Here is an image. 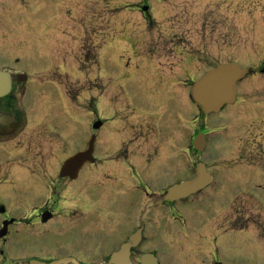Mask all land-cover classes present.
I'll list each match as a JSON object with an SVG mask.
<instances>
[{
  "label": "flooded vegetation",
  "instance_id": "flooded-vegetation-1",
  "mask_svg": "<svg viewBox=\"0 0 264 264\" xmlns=\"http://www.w3.org/2000/svg\"><path fill=\"white\" fill-rule=\"evenodd\" d=\"M209 18L207 15L208 22ZM148 20V26L156 24L153 17ZM21 31L31 29L0 22V71L10 75L12 85L10 93L0 98V264L256 263H243L239 254L243 243L254 251V233H246L244 240L240 236L246 231L242 229L239 192L228 201L224 198L228 187L222 193L216 191L219 179L231 176L223 164L242 162L231 171L244 175L251 173V162L236 156V151L229 152L236 156L233 160L223 152L227 160L202 161L211 141L206 140L204 151L199 153L195 139L199 134L208 138L207 124L200 121L196 125L191 120L182 125L178 121L174 99L178 94L187 96L195 82V75L187 68L193 55L184 50V41L166 39L168 45L159 40L147 46L149 53L162 52L163 70L154 65L155 56L151 55H146L142 64H132L141 53L142 44L138 42L117 60L119 50L113 48L108 54L109 75L117 83V95L101 100L92 89L89 100L83 102L82 57L65 65L67 60L62 56L45 53L35 65L37 56L30 57L34 50L19 46L26 41L18 38ZM177 61L185 67L182 72L174 71ZM32 63L37 70H30ZM38 65L43 70H38ZM188 75L181 86L179 79ZM145 82L177 91L165 93L172 96L169 101L149 90L145 93ZM71 89H75L74 100ZM190 104L194 106L191 100ZM48 105L50 114L45 111ZM84 105L89 110L83 114L89 118L85 120L81 117ZM101 105L106 108V116L100 115ZM74 106L76 116L67 112V118H62L63 109ZM256 118L260 125L254 138L240 135L234 146L237 151L240 146V154L254 158L255 165L262 163L258 165L261 167L264 114H256ZM98 121L106 128L95 130ZM83 125L86 130H82ZM185 139L189 144L183 147ZM52 140L59 145L62 142L64 147H58L49 164L46 149ZM92 141L89 161L62 176L66 162L86 151ZM209 160L215 168L221 165L220 171H211ZM199 162L206 165L213 183L185 199L165 200L168 189L196 178ZM212 189L215 191L208 193ZM99 191H104L101 197ZM245 198L254 201L253 196ZM212 211L223 215L230 225L228 232L224 220L216 224L219 230L203 229L209 228ZM170 223L180 229H167Z\"/></svg>",
  "mask_w": 264,
  "mask_h": 264
},
{
  "label": "rangeland",
  "instance_id": "rangeland-1",
  "mask_svg": "<svg viewBox=\"0 0 264 264\" xmlns=\"http://www.w3.org/2000/svg\"><path fill=\"white\" fill-rule=\"evenodd\" d=\"M148 5L156 22L151 26H148L149 22L145 21L136 9L138 6ZM207 15H210L209 22L206 19ZM0 22L31 29L29 32L21 31L18 38L26 40L19 42V46L25 45V48L34 50L33 56L30 55V57L37 56L34 61L40 59L39 56L45 53L62 56L61 59L67 60L65 65H70L72 60L77 62L82 57L80 65H82L83 73L80 85L83 102L89 100L92 89L101 100H107L112 94L118 93L114 76L109 75L108 54L113 48L118 49L119 52L115 57L117 60L127 55L125 50L130 51L135 42L142 46L140 56L133 59L132 64H142L146 60L144 57L151 55L155 56L152 59L154 65H159L160 70H163L165 61L162 52L149 53L146 51L147 46H153L159 40L165 42L166 39L184 41V50L191 51L193 55L191 59L193 61L189 62L187 68L195 75V79L206 73L211 66L220 63L234 62L241 65L243 69L253 70L239 85L238 106L227 107L221 114L201 117L197 105L190 104L189 94L176 95L174 103L175 111L180 115L178 121H181L182 125H186V122L191 120H194L196 125L200 121L207 124L208 129L205 131L208 133L210 131L211 143L203 154L202 161L207 158L216 160L220 157L222 160H227L226 156L233 160L240 155L242 159L248 158L246 162H251L248 164L251 173L244 175L231 171V167L242 162L223 164L224 168L230 171L227 173L231 176L219 179L216 191L222 193L224 187H228L224 193V198L227 197L228 201L235 194L234 192H239L238 198L242 199L240 200L243 210L242 229L246 231L240 236L244 240L247 239L246 233L250 236L254 233V251L250 245L243 243L239 253L242 257H240L243 263L256 261L255 264H259L257 262L264 264V164L261 167L258 166L262 164L260 162L255 165L254 158L249 154H240V146L239 151L234 146V143L240 140L238 138L240 135H243L242 138L253 135L254 138V133L260 125L256 120L258 119L256 114H264V72L258 71L259 66L264 67V0H0ZM166 44L168 45L165 42L164 45ZM129 55L133 56L130 53ZM16 56L23 58L21 53H17ZM200 58L208 60L201 61ZM35 65H37L36 61ZM175 65L176 73L182 72L185 68L179 61ZM33 67L34 63L30 70H37ZM37 67H40L38 70H43L41 65ZM189 77V75L182 76L179 79L180 85L182 86ZM142 84L145 93L149 90L157 96L164 97L168 95L165 93L177 91L170 92L154 82ZM74 91L75 89H71L73 100L76 99L73 96ZM166 99L170 101L172 96H166ZM101 100L99 99V102ZM86 108L85 105L82 107L83 120L87 118H84V115L89 113ZM63 110L62 118L66 117L67 112L74 113L75 116L77 114L75 106L70 107V110L67 108ZM45 111L48 114L51 113L49 105L45 107ZM99 112L101 116H106L104 105H101ZM104 127L105 125L101 126L99 131ZM84 128L86 130L85 125L82 130ZM216 132L217 134H213ZM102 133H105V130ZM48 134L54 136L53 132ZM62 134L65 135V133ZM226 136L229 137L226 138ZM188 144L185 139L181 145L185 147ZM220 144L228 145V147H220ZM230 144L232 146H229ZM61 146H63L62 142L59 145L56 140L47 144L46 153L49 164L53 161L52 155ZM177 151H181L180 147ZM233 151H236V156L234 153H229ZM223 152L228 154L225 156ZM241 158L238 157L237 161ZM208 166L211 171L221 168V165L215 168L210 160ZM216 170L213 174L217 177ZM257 184L261 186L257 188ZM213 190L208 193H212ZM99 194L101 197L104 191H99ZM246 196H253L254 201L251 198L246 199ZM222 220H224L223 225L228 223L223 215L217 216L212 211L209 228L203 227V229L210 232L219 230L216 224L221 225ZM170 225L167 226L169 230L180 229L178 226H172V223ZM229 226L228 223L227 232ZM167 253L170 254V252Z\"/></svg>",
  "mask_w": 264,
  "mask_h": 264
},
{
  "label": "water",
  "instance_id": "water-1",
  "mask_svg": "<svg viewBox=\"0 0 264 264\" xmlns=\"http://www.w3.org/2000/svg\"><path fill=\"white\" fill-rule=\"evenodd\" d=\"M142 11L147 13L149 7H143ZM248 72L249 70H243L235 63L218 66L195 83L192 92L194 101L202 108L205 114L218 113L225 105L235 103L237 83ZM10 89L11 81L9 75L0 72V97L9 93ZM101 126L102 123L98 122L94 125V128L99 129ZM198 150L202 151V149ZM90 153L91 146L87 152L78 154L76 157L70 159L62 170V176L68 171L80 168L90 158ZM198 177L197 180L171 188L166 199L173 201L186 197L197 192L206 182L208 183L211 179L206 175L204 165L199 166ZM4 235L5 233L2 234V236Z\"/></svg>",
  "mask_w": 264,
  "mask_h": 264
}]
</instances>
